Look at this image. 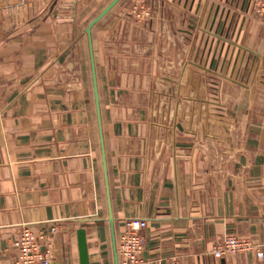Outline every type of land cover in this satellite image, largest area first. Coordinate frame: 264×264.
<instances>
[{"label":"crops","instance_id":"0c3cea01","mask_svg":"<svg viewBox=\"0 0 264 264\" xmlns=\"http://www.w3.org/2000/svg\"><path fill=\"white\" fill-rule=\"evenodd\" d=\"M111 1L0 0V264L23 224L51 264H80L79 231L120 264L131 220L144 264H264V23L248 0H119L90 31L98 123L86 29ZM230 235L263 258H214Z\"/></svg>","mask_w":264,"mask_h":264},{"label":"built area","instance_id":"2783aa9c","mask_svg":"<svg viewBox=\"0 0 264 264\" xmlns=\"http://www.w3.org/2000/svg\"><path fill=\"white\" fill-rule=\"evenodd\" d=\"M251 11L264 23V0H248ZM138 18L148 17V13L143 10ZM146 227L145 221L131 220L126 223V230L120 234L117 242V253L120 264H144L141 253L144 249V239L140 235V230ZM51 233H55V227H51ZM37 236L32 228L26 224L21 225L18 237L12 242V247L16 254L15 264H51L52 255L50 245L46 249H41ZM253 251L258 259L263 258L261 246H255L247 239L239 238L235 235L224 237L210 253L214 258L231 256L239 253Z\"/></svg>","mask_w":264,"mask_h":264},{"label":"water","instance_id":"95a60500","mask_svg":"<svg viewBox=\"0 0 264 264\" xmlns=\"http://www.w3.org/2000/svg\"><path fill=\"white\" fill-rule=\"evenodd\" d=\"M119 0H112L102 11L101 13L93 19L89 23L86 29V34L88 38L89 43V50H90V60H91V69H92V81H93V91H94V99H95V105H96V112H97V119L98 123H100V117H99V107H98V95H97V89H96V80H95V71H94V62L92 57V47H91V38H90V31L92 26L97 23L106 13L110 11V9L118 2ZM102 159H103V170L104 173L106 171L105 167V160H104V150L102 148ZM109 221L112 222V215L111 212L109 213ZM78 251H79V261L80 264H88L87 261V254H86V245H85V239H84V233L83 231L78 232Z\"/></svg>","mask_w":264,"mask_h":264},{"label":"rangeland","instance_id":"374dc122","mask_svg":"<svg viewBox=\"0 0 264 264\" xmlns=\"http://www.w3.org/2000/svg\"><path fill=\"white\" fill-rule=\"evenodd\" d=\"M137 10H138L137 14H139V13L142 12L143 10L146 11V8H145L144 6H142V5H139Z\"/></svg>","mask_w":264,"mask_h":264}]
</instances>
